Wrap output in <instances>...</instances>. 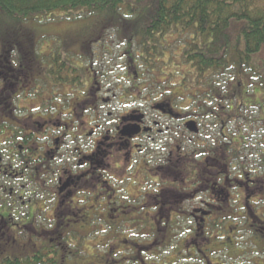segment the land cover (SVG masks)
I'll return each mask as SVG.
<instances>
[{
    "label": "flooded vegetation",
    "instance_id": "1",
    "mask_svg": "<svg viewBox=\"0 0 264 264\" xmlns=\"http://www.w3.org/2000/svg\"><path fill=\"white\" fill-rule=\"evenodd\" d=\"M14 53L6 47L0 48V178L19 184L18 188L10 187L8 182L0 184V234L3 235L0 242L8 236L3 245L24 246L23 249L35 248L38 244L43 249L50 245L55 248L51 259L55 264L77 262L82 256L75 249L84 245L85 237L81 236L80 240L79 236L65 234L62 229L86 224L78 213L90 208L89 205L80 206L89 202L90 197L99 203L101 211L119 213L120 205L116 202L121 199L118 193L121 191L113 184L121 171L129 172L127 180L132 186H137L134 179L142 172L149 186L145 197L153 202L151 206L146 205L150 211L180 214L181 199L194 198L197 203L189 206L190 213L197 226L203 229L211 224L219 226L227 217L230 219V215L224 220L212 217L234 212L232 203H242L245 195L249 203L251 198H256L254 204L264 196L262 186L260 191L248 193L255 182L248 175L242 173L236 179L229 175L235 170L231 142L220 144L219 138L206 145L199 141L194 143L196 149L193 151L181 146V123L187 132L198 137L202 135V138L204 129L216 131L220 128L222 139L229 138L233 142V137L225 133L229 125V120L227 124L224 118L226 115L221 117L213 108L204 112L203 107H199L202 115L183 113L181 106L169 98L171 92L159 89L146 95L143 98L145 110H138L132 107L137 100L134 92L138 89L133 84L124 94H131L126 97L129 103L126 98L122 103L125 111L116 116L110 128L105 123L104 111L113 98L109 96L111 90L101 82L107 81V73L93 71L88 52L85 53L86 61L73 62L69 49L51 48L49 64L42 61V54L37 55L42 68L35 72L25 66L27 58L24 55L14 56ZM130 61L136 62L131 56ZM109 68L108 76H115L117 70H122L135 78L136 84L140 82L141 74L130 62ZM107 116L112 118L114 113L108 112ZM209 118H216V123L204 127L205 119ZM191 123L194 131L190 130ZM190 143L193 148L191 139ZM136 156L143 158L135 162ZM181 190L189 193L181 194ZM235 190L239 197L236 201ZM257 207L248 204L238 209L253 213ZM74 210L78 213L73 223L61 217ZM154 224L157 226V222ZM163 228L167 231L172 225ZM26 230H33V233H29L27 241L21 242L17 234ZM73 238L75 244H67ZM135 257L134 260L146 264L142 257Z\"/></svg>",
    "mask_w": 264,
    "mask_h": 264
},
{
    "label": "rangeland",
    "instance_id": "2",
    "mask_svg": "<svg viewBox=\"0 0 264 264\" xmlns=\"http://www.w3.org/2000/svg\"><path fill=\"white\" fill-rule=\"evenodd\" d=\"M120 15H128V11L122 9ZM44 19L46 18L20 22L13 31L9 27L6 31L11 30V33L1 36L0 48L4 42L10 39L12 42L15 32H19L15 36V42L12 43V45H16L11 49L15 52L14 56L17 55V52L20 53L21 49L25 52L26 58H31L29 53L31 51L38 57L39 54H42V61L49 64L51 48L60 47L71 51L69 57L73 62H76L77 59L79 60L77 62L86 61L88 56V61L90 60L94 72L107 73V81L101 82L103 86L111 90L109 96L113 98V101L106 105L104 111L105 123L110 128L113 127L110 124L114 123L116 116L125 111L126 106L122 103L131 94H124L131 89L133 84L137 85L138 89L134 92V95H137V100L136 102L132 101L134 103L132 107L138 110H145L143 98L150 95L154 89L171 92L169 98L174 99L181 106V112L186 114L202 115V108L199 106L204 108L203 105H205L204 110L206 109L204 112L213 108L215 113L221 117L226 115L224 118L227 119V124L229 120V125L225 133L228 137L232 136L235 141L232 142L229 138L222 139L220 128L216 131L206 128L204 133L201 132L203 138L202 135L198 137L187 132L181 123V141L183 142L181 146L188 151H193L196 149L194 143L199 141L206 145L210 144L211 140L216 141L219 138L221 139L220 144L231 142L232 149L238 150L239 156L237 160L233 159L235 170L231 171L229 175L236 179L238 175L244 173L254 179L255 182L248 190L249 194L260 191L261 186L264 187V82L261 81L262 74L260 77H255L248 68L242 67L239 70L229 68L225 72H214L206 79L199 80V85H195V77L199 76L198 74L196 76V70L192 66L186 65L182 58V51L188 44L187 33L166 36L167 43L164 45L161 40L156 49V56H150L152 65L145 66L144 61L140 58L142 54L140 41L131 39V44L127 42V33L129 37L132 34L131 27H126V29L122 22L113 23L107 15L77 13L70 14V17L67 18L63 13H56L52 18L47 17L45 21ZM152 45L157 44L152 43ZM86 52H88L87 56ZM161 52L166 53L165 57L161 55ZM130 56L136 62L130 61ZM171 56L174 58V64L170 63ZM257 59L259 60L256 61V64H264V52L258 55ZM39 61V59L38 63L34 61L28 68L33 69V72L42 68ZM129 62L141 74L140 82L136 84L135 78L132 79L131 75H126L122 70H117L115 76H108V71L111 70L109 67L124 66ZM103 64L106 66L102 67ZM119 76L122 78L121 80L115 78ZM33 78L34 75H31V79ZM185 80L190 85L187 89H185ZM113 94H115L114 97ZM194 94L197 97H193ZM126 99V103H129V99ZM229 105L232 107V111L229 110ZM108 112H113L114 116L108 117ZM216 121V118L205 119L203 125L204 127L212 126ZM217 125L220 123L218 122ZM199 127L201 128V125ZM190 139L193 148L189 146L191 145ZM142 158L136 156L135 162L141 161ZM123 166L124 161H122L121 170H123ZM220 166L225 169L223 163H220ZM141 173L140 177L134 179L138 183L137 186L128 183L129 172L124 173V171L119 172L117 182H113L116 189L121 191L118 192L121 199L119 198L116 202V205H120L119 210L122 212L123 205L126 207L130 205L126 214L119 216L121 214L119 213L118 216H113L115 214H108V210L101 211L99 203H96L95 198L91 197L89 202L80 205L83 207L89 205V209H83L79 213L78 210H74V212L61 214L62 218L73 223L72 219L78 213L83 223L87 224L62 229L65 234L77 235L80 240H82L81 236H84L86 240L81 248L75 249L82 257L77 262L69 261L66 264H138L139 262L134 260L136 253L142 254V256L138 255V258L135 257V259L142 257L146 264H208L209 260L211 264H264V196L259 203L254 204L256 198H251V203H249L245 198L247 195H245L242 203H232L231 208H234V212L215 214L212 217L213 220L217 218L221 220L230 215L232 220L222 221L219 226L211 224L209 228L203 229L197 226L190 213L189 206L197 203L194 198L187 196L185 199H181L180 214H159L146 209V205L151 206L153 202L145 197L149 186ZM7 182L0 178V184L5 183L10 187H19L17 183ZM186 193L189 192L181 190V194ZM233 197L234 201L239 199L236 190L233 191ZM49 199L51 200V197ZM248 204L258 206L255 212L238 209ZM92 205L100 207V209L95 210ZM184 206H188V208ZM242 215L243 217L247 216L250 220H243L240 218ZM46 216L50 218L49 214ZM166 221H169L172 228L164 231L163 226H169ZM151 222H157L156 230L149 228ZM249 222L252 225H249ZM90 223L93 224L90 225ZM29 233L32 234L33 230H26L25 233L17 235L22 239L20 241L24 242L27 241ZM7 237L5 235L4 238L7 239ZM5 239L0 242L1 253L8 250L5 249L8 246L3 245L6 242ZM73 240L75 239L70 241ZM38 246L41 248L40 244ZM45 246H47L45 248L48 249V257H50L48 259L45 257V259L49 261L52 259L54 249L49 247L50 245Z\"/></svg>",
    "mask_w": 264,
    "mask_h": 264
},
{
    "label": "trees",
    "instance_id": "3",
    "mask_svg": "<svg viewBox=\"0 0 264 264\" xmlns=\"http://www.w3.org/2000/svg\"><path fill=\"white\" fill-rule=\"evenodd\" d=\"M122 9L128 11V15L121 16ZM56 13H63L67 18L70 14L77 13L107 15L113 23L122 22L123 27H131L132 34L129 37L127 33V42L131 44V39L140 41V58L146 66L152 65L150 56H156L161 40L165 45L166 36L187 33L189 39L182 51V58L186 65L196 70V76H199V79L195 77V85H199V80L206 79L214 72H225L229 68L239 70L242 67L250 69L255 77L262 74L261 81L264 82V64H256L258 55L264 52V0H0V38L3 34L10 35V31L20 22L52 18ZM9 27L11 30L6 31ZM17 33L15 32V36ZM15 36L12 42L10 39L2 47L11 51L16 46L12 45L16 40ZM19 51L25 55L24 51ZM29 53L31 58L27 57L26 67L34 61L38 63L37 55L31 51ZM165 54L161 52L164 57ZM173 60L171 56V64H174ZM189 86L186 81L185 89ZM195 96L196 94L193 97ZM228 108L232 111L230 105ZM238 153L233 148L234 160L238 159ZM128 206L123 205L122 208L125 209L119 211V216L128 212ZM119 213L113 216H118ZM241 218L250 220L247 216ZM226 219L232 220L228 217ZM154 223L151 222L149 228L156 230ZM249 225L252 224L249 222ZM2 237L0 234V238ZM69 241L67 244H75L74 241ZM63 246L69 249L66 244ZM23 247L11 244L5 248L8 250L4 253L0 251V260L3 259L0 264L56 263L54 260L47 261L50 257L46 248L42 250L39 246H27L30 249L28 251L26 246V249ZM50 247L55 249L54 246ZM63 254L65 255L64 252ZM68 256L71 258V253Z\"/></svg>",
    "mask_w": 264,
    "mask_h": 264
},
{
    "label": "water",
    "instance_id": "4",
    "mask_svg": "<svg viewBox=\"0 0 264 264\" xmlns=\"http://www.w3.org/2000/svg\"><path fill=\"white\" fill-rule=\"evenodd\" d=\"M190 125H191L190 130L191 131H194L195 129L192 127L193 126V123H191Z\"/></svg>",
    "mask_w": 264,
    "mask_h": 264
}]
</instances>
